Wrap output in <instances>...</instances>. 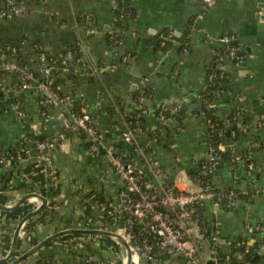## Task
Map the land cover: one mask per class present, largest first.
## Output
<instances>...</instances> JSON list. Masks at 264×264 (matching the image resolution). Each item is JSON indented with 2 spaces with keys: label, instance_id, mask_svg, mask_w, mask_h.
I'll use <instances>...</instances> for the list:
<instances>
[{
  "label": "crops",
  "instance_id": "0c3cea01",
  "mask_svg": "<svg viewBox=\"0 0 264 264\" xmlns=\"http://www.w3.org/2000/svg\"><path fill=\"white\" fill-rule=\"evenodd\" d=\"M6 1L0 0V11ZM9 1L23 10L0 18V48L16 49L8 55L10 61L37 79H44L41 54L45 57L49 52L58 57L64 53L74 64L73 69L60 74L64 78L61 90L70 98L68 107L41 103L34 86L18 93L8 91L18 80L19 71L0 72V152L11 151L33 130L47 138L64 133L63 142L48 154L49 177L44 165L33 157L0 166V205L10 207L0 209V257L11 248L18 220L42 204L36 196L19 202L30 192L47 196L48 205L21 227L8 263L61 230L115 228L104 221L94 194L119 204L124 184L104 151H89L87 135L67 131L76 101L93 119L111 153L133 157L134 144L141 149L137 164L145 180L158 188L161 185L147 166L149 158L164 170L166 183L178 182L184 176L195 178L211 139L203 107L212 106L228 138L222 143L225 155L210 175V183L217 191L233 190L236 194L229 205L213 206L206 200L200 207L204 263L213 264L209 249L216 243L219 256L228 254L236 264H264V255L252 259L264 243V0ZM115 6L122 12L119 16ZM114 31L123 37L118 47L113 46L118 40L108 36ZM163 32L172 36L169 43L158 40ZM224 35L235 38L232 58L227 52L216 56L227 48L218 41ZM219 57L221 67L217 69ZM213 65L223 76L217 79L219 90L213 101L206 103L202 92ZM141 88L147 93L137 104L135 94ZM13 101L24 113L22 118L10 107ZM178 104L181 107L169 119L170 124L156 120L154 114L160 108ZM140 105L144 131L133 142H126L122 133L130 127L127 117ZM235 107L241 113L234 127L228 129L233 122L227 118ZM43 111L48 116L45 122ZM243 112L248 121L240 115ZM155 127L156 139H152L150 133ZM232 155L238 162L231 159ZM115 218L119 227V213ZM246 224L260 228L247 234ZM94 236H58L14 264H83L84 255L120 264L123 245L108 236H102V243L96 245ZM78 240L84 241L83 247H76ZM241 241H247L253 250L249 261L232 252ZM217 262L222 263V258ZM184 263L175 255L155 263L142 260L140 264Z\"/></svg>",
  "mask_w": 264,
  "mask_h": 264
},
{
  "label": "built area",
  "instance_id": "2783aa9c",
  "mask_svg": "<svg viewBox=\"0 0 264 264\" xmlns=\"http://www.w3.org/2000/svg\"><path fill=\"white\" fill-rule=\"evenodd\" d=\"M5 4V9L0 11V18L23 11L20 6L13 5L9 0ZM159 39L161 44H165L163 35H160ZM218 41L226 45L228 56L234 57L236 47L233 42L235 38L232 35H224L219 37ZM11 51L16 52V49L12 48ZM41 58H44L43 54H41ZM221 60L222 57L217 59V69L221 67ZM69 61L70 59L67 56L61 58L60 64L65 66L60 67L62 71L69 69L66 68V65L73 63ZM76 61L79 63V60ZM54 69L55 66L50 64L43 66L42 72L47 76ZM2 71H19L18 80L8 87V91L12 93L34 86L40 92L47 94L45 98L40 99L41 103L65 106L70 103L69 95L60 96L58 94V90H61L59 85L51 86L50 80L33 77L30 73L25 72L14 62L10 61L9 57L5 56L0 49V72ZM222 76L223 72L221 70L218 74L211 73L209 79L214 77L222 78ZM143 83L144 81H142ZM10 107L18 111L20 118L24 116V113L19 110V105L16 101L10 103ZM180 107L181 105L178 104L167 109L160 108L154 116L160 123H163L169 120ZM140 108L144 112L141 105ZM41 115L43 122L48 120V116L44 111ZM207 125L211 131L220 130V128L210 122V119L207 120ZM240 128L243 131L245 130L244 126ZM66 129L67 131L82 132L87 135L89 138V151L92 154H99L104 151L115 174L124 184V192L121 193V195L125 196L124 220L121 230L118 229L117 219L115 218V214L119 213V204L106 201L98 204H100L104 221L115 226V228H104V230L107 229L120 234L127 242L131 256L130 264H140L142 260L155 263L165 257L175 255L181 256L184 259V264H205L203 258L204 237L200 228L203 223V217L200 207L206 200L213 206H222L224 202L229 205L233 202L236 194L233 190L227 192L217 191L210 183V175L223 159L220 152L215 149L211 139L208 141L205 160L201 163L196 177H192V179L184 176L178 182L174 180L166 183L164 182L166 180L164 170L152 158H149L147 166L150 175L157 180L158 185H161L158 188L155 184L143 179L144 171L137 164V158L142 154V151L137 145L134 144L133 157L111 156V151L105 147L103 138L98 133L93 119L85 113L71 112ZM138 134L139 132H137L136 128L128 127L122 133V139L126 142H133ZM231 135H234V131H231ZM152 139H156V132L153 133ZM63 140L64 133L54 138H47L40 136L37 131L33 130L31 133L25 134L11 151L0 152V166L17 163L27 157H41L47 160L49 152L61 144ZM231 159L235 162L239 160L237 156L233 155ZM51 173L54 174L55 172L52 171ZM180 183L184 184V187ZM22 227H24V224ZM259 228L258 225H245L247 234H251ZM101 238L102 236H94L92 240L96 245H99L102 243L99 241ZM112 240L118 245L122 244L115 238H112ZM1 244L2 238L0 237V248ZM83 246L84 241L78 240L76 247L81 248ZM235 246H243L244 254L249 252L250 249L245 241L237 242ZM122 250L123 253L120 256V260L124 264L126 260L124 247ZM218 253L216 243L211 244L209 254L210 258L213 259V264H218L217 260L219 258H222V263L220 264H228L231 256L226 254L220 257ZM82 263L107 264L103 260H96L86 255L83 256Z\"/></svg>",
  "mask_w": 264,
  "mask_h": 264
},
{
  "label": "trees",
  "instance_id": "16d2710c",
  "mask_svg": "<svg viewBox=\"0 0 264 264\" xmlns=\"http://www.w3.org/2000/svg\"><path fill=\"white\" fill-rule=\"evenodd\" d=\"M117 1V0H116ZM115 14L119 16V13L122 14V12H120V9L118 6L115 7ZM118 24V23H117ZM111 36L112 38L118 40V42L114 43L113 46L114 47H118L119 45H121L123 43V37L121 35V33L119 32H111L108 34V36ZM164 36V40H165V43H169L170 42V39H171V35L169 32H163L162 34ZM159 41H161L160 39H158ZM180 46V45H179ZM1 49V52L5 55V56H8L10 53H11V48H6V47H3V48H0ZM228 51L227 48H224L221 52L217 53V57L221 54V55H224L226 54V52ZM47 53V52H46ZM64 53L58 57H54L51 53L48 52V55H46L44 58H40V64L41 66H46V65H54L55 66V69L52 70L49 75L47 76H43L44 79H48L51 81V86H55V85H59L60 88L62 89V86L63 83H64V78L60 75L61 72H63L61 70V64H60V60L61 58L63 57ZM69 62H72L71 60ZM74 63H71V65H66V68H69L67 71L73 69V65ZM62 67H65V66H62ZM213 71V72H212ZM216 68L214 67L213 65V68L210 70L211 73H216L218 74V72H216ZM210 74V73H209ZM42 79V80H44ZM218 77H214L213 79H210L208 80L207 79V84L203 90V99L206 103H211L215 97V93L219 90V82H218ZM39 92V95L42 98H45L47 96L46 93H43V92ZM18 93V92H17ZM147 93V90L146 88H141L140 90L137 91V93L135 94V103L139 104L141 103V98L144 97ZM58 94L61 96V95H64V93L62 92V90H58ZM66 94V93H65ZM76 102V101H74ZM73 102V111L74 112H77V113H84L83 112V108L82 106H79L78 103H74ZM68 107V106H67ZM135 106V111L138 112L139 115L136 116V112H134L131 116L127 117V122H130V128H136L137 132L141 133L142 131H144V127H143V124L145 122L144 120V113H141V108H137ZM239 109L238 108H234L233 111L231 112V114L229 115V117L227 118L229 121H232L233 123L228 126V129L229 128H233L234 127V121H235V118H238L237 116L239 115ZM155 112V111H153ZM240 115H244L245 116V119L248 121V118L247 116L245 115V113L243 112L242 114ZM203 117L208 120L210 119V122L216 126L217 128H220L219 131H211L210 128H208V133H209V137L211 138L212 142H213V145L215 146V149L220 152V154L222 156L225 155V152H224V149H222V143L225 139L228 138L227 136V129H225V127L223 126V123L221 122V120L215 115V111H214V108L212 106H209V107H203ZM157 127H155L154 129L151 130V133L150 135L153 136V133H157ZM197 173L195 174V177H196ZM202 177V176H201ZM143 179L145 180L146 178L143 177ZM203 179V177H202ZM96 192V191H94ZM94 196L97 198V200L99 202H105V200L103 199V197L100 195V193L98 194L96 192V194H94ZM225 204V202H224ZM226 206V204H225ZM52 206L50 205V207H48L47 210L51 209ZM201 230L204 231V225L200 226ZM1 230L0 229V233H1ZM137 232V231H136ZM246 244H248L247 241H245ZM243 246H238V247H235L234 251H237L240 253V256L243 257V259L245 261H249L252 254H253V250L252 248L249 249V252L245 253L243 252L242 250ZM231 264H236V261L237 260H234V259H231L230 260ZM238 264V263H237Z\"/></svg>",
  "mask_w": 264,
  "mask_h": 264
},
{
  "label": "water",
  "instance_id": "95a60500",
  "mask_svg": "<svg viewBox=\"0 0 264 264\" xmlns=\"http://www.w3.org/2000/svg\"><path fill=\"white\" fill-rule=\"evenodd\" d=\"M259 17L261 19L263 18L261 15H259ZM161 124H163V125L170 124V121L166 120V121H164ZM111 156H113V157L116 156L115 152L112 151ZM33 158L38 160L42 165H44L45 172H46L47 176L49 177L50 176V165H49V162L46 159L41 158V157H33ZM32 196L39 197L42 200V204L38 208H36L33 211L28 212L27 214H25L24 216H22L18 220V223H17L16 228H15V232L13 234L11 248H10V250L7 252V254L4 257L0 258V264H14L15 262H17V261H19V260L31 255L33 252L37 251L41 246H43L48 241H50V240H52V239H54V238H56L58 236H61V235H64V234H68V233H82V234H91V235H97V236L98 235L99 236H108V237H111V238H115V239H117L118 241H120L122 243V245H123V247L125 249L126 260H125L124 264H130V257H131L130 256V251H129V248H128V244L124 240V238L120 234H118L116 232L109 231V230H103V229H77V230L66 229V230L58 231L56 233H53L49 237H47L45 240L35 244L32 248H30L23 255H21L20 257L14 259V260H11L8 263V260H10L11 257H12L13 249H14V246H15V241H16V238H17V236L19 234V231H20L22 225L30 217L34 216L38 212H41L48 205L47 196L44 197V196H41V195H39L38 193H35V192L27 193L25 196H23L21 198V200L19 202H23V201L27 200L29 197H32ZM124 204H125V196L122 195L120 197V202H119V223H120L119 224V228H118L119 230H121V228L123 226V220H124L123 207H124ZM0 209H2V210H10V207L4 206V205H0ZM263 255H264V246H262L260 248V250H258L256 253L253 254L252 259H257L258 257L263 256ZM210 263H212V262H209L208 264H210Z\"/></svg>",
  "mask_w": 264,
  "mask_h": 264
},
{
  "label": "rangeland",
  "instance_id": "374dc122",
  "mask_svg": "<svg viewBox=\"0 0 264 264\" xmlns=\"http://www.w3.org/2000/svg\"><path fill=\"white\" fill-rule=\"evenodd\" d=\"M120 264H121V262H120Z\"/></svg>",
  "mask_w": 264,
  "mask_h": 264
}]
</instances>
